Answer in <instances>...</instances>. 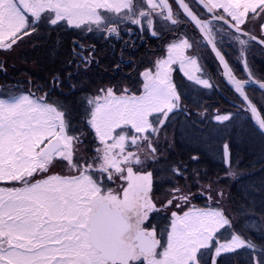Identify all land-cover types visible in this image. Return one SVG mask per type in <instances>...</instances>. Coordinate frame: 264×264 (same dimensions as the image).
<instances>
[{
    "label": "snow or ice",
    "instance_id": "6c2138e0",
    "mask_svg": "<svg viewBox=\"0 0 264 264\" xmlns=\"http://www.w3.org/2000/svg\"><path fill=\"white\" fill-rule=\"evenodd\" d=\"M0 264H264V0H0Z\"/></svg>",
    "mask_w": 264,
    "mask_h": 264
},
{
    "label": "rangeland",
    "instance_id": "374dc122",
    "mask_svg": "<svg viewBox=\"0 0 264 264\" xmlns=\"http://www.w3.org/2000/svg\"><path fill=\"white\" fill-rule=\"evenodd\" d=\"M212 60H213V58L211 57V55L209 53V58H208V60H206V63H208L210 65L211 70H215L214 65L211 64Z\"/></svg>",
    "mask_w": 264,
    "mask_h": 264
}]
</instances>
